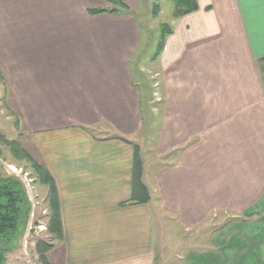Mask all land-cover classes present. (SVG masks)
<instances>
[{
    "label": "crops",
    "instance_id": "0c3cea01",
    "mask_svg": "<svg viewBox=\"0 0 264 264\" xmlns=\"http://www.w3.org/2000/svg\"><path fill=\"white\" fill-rule=\"evenodd\" d=\"M121 1L0 0L2 102L58 190L51 264H264V0L173 4L154 60L142 0ZM188 234L202 244L183 253Z\"/></svg>",
    "mask_w": 264,
    "mask_h": 264
},
{
    "label": "trees",
    "instance_id": "16d2710c",
    "mask_svg": "<svg viewBox=\"0 0 264 264\" xmlns=\"http://www.w3.org/2000/svg\"><path fill=\"white\" fill-rule=\"evenodd\" d=\"M108 1L114 5H119V7H122V10H129L121 0ZM173 2V15L176 18L182 17L198 9V0H173ZM159 8L160 6L157 3L153 6L154 15H157ZM118 10V7H114L110 10L99 8L92 9L91 12H116ZM160 32L161 38L157 44L154 57L159 56L163 51L167 36L172 32V28L170 25L162 23ZM0 79L2 80L1 71ZM15 123L17 126V121ZM119 138L128 141L125 138ZM0 140L10 147L16 157L30 163L36 173V179L40 182L39 184L48 187L46 202L50 209L48 231L51 234V238L49 240L42 238L36 239L35 251L41 264H51L48 258V252L53 249L56 242L60 241L63 237L60 201L55 180L50 172L37 162L17 140H9L1 132ZM133 147L134 162L132 174V197L130 201L134 203H146L150 200V194L142 179L143 162L140 153V145L133 143ZM30 207L28 197L20 180L13 176H5L0 173V264L5 263V255L12 250L20 231L25 229Z\"/></svg>",
    "mask_w": 264,
    "mask_h": 264
},
{
    "label": "rangeland",
    "instance_id": "374dc122",
    "mask_svg": "<svg viewBox=\"0 0 264 264\" xmlns=\"http://www.w3.org/2000/svg\"><path fill=\"white\" fill-rule=\"evenodd\" d=\"M156 3L160 4L162 6L163 11L160 14V8H159L157 15H154L153 14V6ZM173 4L174 3L172 0H166L164 2H160V0H142L141 11H139V19H141L142 24L144 25L145 28L151 27L153 30L158 31L155 34H153V37H154L153 40H155L156 48H157V44L161 38V32H160L161 31V24L162 23L168 24L166 22H168L170 20V17L172 16L171 12L173 10ZM116 7H118L119 9H122V7H119V5H116ZM156 48H155V52L152 56V60H154L156 58V57H154L156 54ZM143 65H145L144 71H145L146 80L147 81L148 80L149 81L154 80V76L156 78V80L153 83L154 86H152L151 95H152V99L153 98L155 99V101H153V103L158 104L159 103L158 101L160 99L157 100V95L159 94V96H160L159 87H160L161 83L158 86H155V83L156 82L159 83L158 80H159L160 76L153 74L154 69L152 68L151 65H146V64H143ZM2 91H3V83H2V80L0 79V132L2 134H4V136L7 139L14 140V138H16V135H17L16 123L14 122V119L11 120L8 118V116L10 115V112L5 108V106L2 102ZM7 165H15L18 168H23V171L29 172L30 176L32 178H34V180H35V183H34L35 193L38 195L36 197V201L38 202L37 204H40L38 206V208L36 209L35 222L39 221L37 224L42 222L46 225L47 228L38 237H36V236L34 237V236H32V234L30 235L31 241H29V245L32 247V249H34L36 239L42 238L45 240H49L51 238V234L48 231V220H49L50 209L48 207V203L46 202V197L43 194V190L40 188L41 184H39L40 183L39 180L36 179V173L34 172L32 165L30 163L16 157L13 154L10 147L7 144H5L3 141L0 140V173L5 175V176H13V177L18 179L17 176L8 173ZM29 203H30V201H29ZM44 208L45 209L47 208L46 214L43 213ZM30 219H31V216H30V211H29L25 229L24 230L22 229L20 231V233L16 239V242L13 245L12 250H10V252H8L5 255V263L4 264H25L23 259L26 257V255H25V252L22 248V244H23V240L25 238L26 232H27L28 223L30 222ZM159 229H160V226L158 225V230ZM210 230H212V229L210 228ZM176 232L178 233L180 231L176 230ZM158 234H159V231H158ZM199 239H198L197 235H193V236L191 234L186 235L184 237L183 243H181V246H180L182 249V252L186 253L187 251H189L191 249L195 250V249L201 247L200 245L202 244V242H200ZM173 241H168V243L169 242L170 243L176 242V241H174V242ZM168 243L165 246V250H163V251H164V253L169 254L170 248L168 247ZM171 253H173V252H171ZM28 258L31 260L32 264H41L36 251H34V253L32 252L31 254H29ZM157 262H156V264H174V263L176 264V260L174 257H169L167 259V263H166L164 258H160V260H158Z\"/></svg>",
    "mask_w": 264,
    "mask_h": 264
},
{
    "label": "built area",
    "instance_id": "2783aa9c",
    "mask_svg": "<svg viewBox=\"0 0 264 264\" xmlns=\"http://www.w3.org/2000/svg\"><path fill=\"white\" fill-rule=\"evenodd\" d=\"M159 83L156 82L155 86H158ZM157 98L160 99L159 94L157 95ZM7 171L9 174H13L15 176L18 177V179L20 180V182L22 183L25 192L27 194V197L30 201V222L28 223V228H27V232L25 235V238L23 240V244H22V248L25 252L26 257L23 259L25 264H32L31 260L28 258L29 254H31L32 252L34 253L35 248L32 249V247L29 245V241H31L30 239V235L32 234V236H40V234L46 230V225L44 223H39L37 224L39 221L35 222V216H36V209L38 208V206L40 204H37L38 202L36 201V197L38 196L35 193V180L34 178H32L29 174V172H24L23 168H18L15 165H7ZM43 213L46 214L47 213V208L43 209ZM30 246V247H29Z\"/></svg>",
    "mask_w": 264,
    "mask_h": 264
}]
</instances>
